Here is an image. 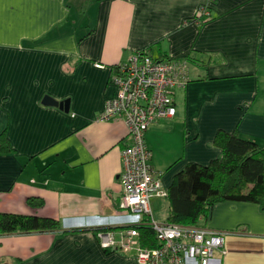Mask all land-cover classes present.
I'll return each instance as SVG.
<instances>
[{
    "label": "crops",
    "instance_id": "obj_1",
    "mask_svg": "<svg viewBox=\"0 0 264 264\" xmlns=\"http://www.w3.org/2000/svg\"><path fill=\"white\" fill-rule=\"evenodd\" d=\"M202 5L210 17L188 21ZM142 48L188 63V82L173 92L176 113L145 133L167 191L187 163L220 156L218 129L264 146V0H0V134L12 146L0 153V212L61 224L0 234V264H138L96 236L132 218L119 208L127 125L97 116L115 95L114 67ZM45 97L68 101V110ZM28 197L44 203L32 207ZM149 205L166 219V198ZM200 225L226 231L220 264H264L258 203L217 202Z\"/></svg>",
    "mask_w": 264,
    "mask_h": 264
},
{
    "label": "built area",
    "instance_id": "obj_2",
    "mask_svg": "<svg viewBox=\"0 0 264 264\" xmlns=\"http://www.w3.org/2000/svg\"><path fill=\"white\" fill-rule=\"evenodd\" d=\"M209 17L208 6L202 5L196 23ZM188 80L186 59H156L147 49H137L114 67L115 95L97 116L99 121L121 119L127 125L129 140L121 148L119 208L132 218L122 229H98L96 236L102 248L133 253L138 264H220L225 253L226 231L157 220L149 205L152 197L165 198L168 191L153 172L145 133L156 121L176 113L174 89ZM137 224L152 228L156 246L142 245Z\"/></svg>",
    "mask_w": 264,
    "mask_h": 264
},
{
    "label": "trees",
    "instance_id": "obj_3",
    "mask_svg": "<svg viewBox=\"0 0 264 264\" xmlns=\"http://www.w3.org/2000/svg\"><path fill=\"white\" fill-rule=\"evenodd\" d=\"M197 22V15L188 21ZM201 24V23H200ZM158 59H170L161 54ZM213 144L221 154L203 165L187 163L173 176L165 198L168 201L167 221L200 225L212 206L220 201L255 202L264 208V146L240 135L237 130L218 129ZM5 133L0 134V153L11 152ZM32 207L42 206V198L28 197ZM142 245L156 246L152 228L135 225ZM58 219L36 214L0 212V234L27 233L60 229ZM104 229V228H100Z\"/></svg>",
    "mask_w": 264,
    "mask_h": 264
},
{
    "label": "water",
    "instance_id": "obj_4",
    "mask_svg": "<svg viewBox=\"0 0 264 264\" xmlns=\"http://www.w3.org/2000/svg\"><path fill=\"white\" fill-rule=\"evenodd\" d=\"M43 102L47 103V104H55V105H59L60 107L64 108L65 110H68V101H57V100H54L50 97H45L43 99Z\"/></svg>",
    "mask_w": 264,
    "mask_h": 264
},
{
    "label": "bare ground",
    "instance_id": "obj_5",
    "mask_svg": "<svg viewBox=\"0 0 264 264\" xmlns=\"http://www.w3.org/2000/svg\"><path fill=\"white\" fill-rule=\"evenodd\" d=\"M159 177V176H158ZM161 178V177H160ZM162 182V181H161ZM164 186V185H163ZM168 194V193H167ZM167 199V198H166ZM167 221V220H166ZM178 223H180V222H178ZM180 224H182V223H180ZM184 224V223H183ZM185 225H187V224H185ZM189 225H191V224H189ZM101 228V227H100ZM156 239V238H155ZM104 250V249H103ZM105 250H107V249H105ZM110 251V250H109ZM123 252V251H122Z\"/></svg>",
    "mask_w": 264,
    "mask_h": 264
},
{
    "label": "rangeland",
    "instance_id": "obj_6",
    "mask_svg": "<svg viewBox=\"0 0 264 264\" xmlns=\"http://www.w3.org/2000/svg\"><path fill=\"white\" fill-rule=\"evenodd\" d=\"M163 211L159 213V217H162L163 216Z\"/></svg>",
    "mask_w": 264,
    "mask_h": 264
}]
</instances>
